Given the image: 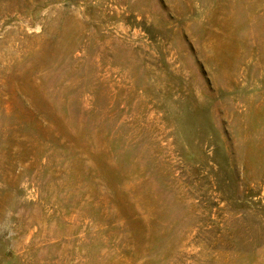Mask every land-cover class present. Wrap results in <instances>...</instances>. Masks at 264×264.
Instances as JSON below:
<instances>
[{
  "label": "rangeland",
  "instance_id": "obj_1",
  "mask_svg": "<svg viewBox=\"0 0 264 264\" xmlns=\"http://www.w3.org/2000/svg\"><path fill=\"white\" fill-rule=\"evenodd\" d=\"M0 264H264V0H0Z\"/></svg>",
  "mask_w": 264,
  "mask_h": 264
}]
</instances>
